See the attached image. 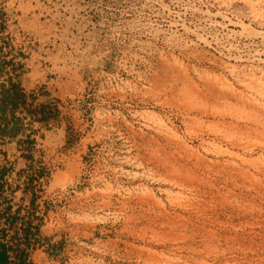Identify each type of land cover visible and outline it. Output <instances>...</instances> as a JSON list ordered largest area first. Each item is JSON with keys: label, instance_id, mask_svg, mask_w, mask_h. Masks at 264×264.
Returning <instances> with one entry per match:
<instances>
[{"label": "rangeland", "instance_id": "1", "mask_svg": "<svg viewBox=\"0 0 264 264\" xmlns=\"http://www.w3.org/2000/svg\"><path fill=\"white\" fill-rule=\"evenodd\" d=\"M2 23L1 68L32 49L59 82L54 148L41 87L0 140L37 264H264V0H0Z\"/></svg>", "mask_w": 264, "mask_h": 264}, {"label": "crops", "instance_id": "2", "mask_svg": "<svg viewBox=\"0 0 264 264\" xmlns=\"http://www.w3.org/2000/svg\"><path fill=\"white\" fill-rule=\"evenodd\" d=\"M7 35H9V28H5L3 23L0 24V39H6L5 37ZM29 51H32V54H29V57L25 59V71L11 80L0 81V135L4 139L15 138L19 136L23 130L22 103L18 100L13 105L9 101L13 96L11 85L13 84L15 86L16 92L20 97L23 96L25 100L28 99L31 93L34 94V92L41 87L42 93L34 94L35 96L32 99L33 106L39 109L49 106L50 102L53 100V94L57 89L55 84L59 83L58 80L47 77L42 54H34V50L32 49H29ZM0 70H2L1 62ZM51 124L52 119H47L32 125V128L35 129L37 136L39 134L40 141L42 142V144H37V151L40 152V154L42 152L45 154V151L50 149L49 147H55V144L52 142L53 133H50V131L46 129L47 125ZM57 128L60 127L57 125ZM36 246L30 250V260L32 264H37L34 259L36 255Z\"/></svg>", "mask_w": 264, "mask_h": 264}, {"label": "trees", "instance_id": "3", "mask_svg": "<svg viewBox=\"0 0 264 264\" xmlns=\"http://www.w3.org/2000/svg\"><path fill=\"white\" fill-rule=\"evenodd\" d=\"M12 97L9 100L13 105L20 100L22 105L25 104V98L20 97L15 90V86L11 85ZM48 107L40 108V112L36 114L41 115L38 118L39 121L47 120L45 110ZM34 141V140H31ZM5 173V168L0 169V180ZM2 183L0 182V192L2 190ZM19 210L12 213L9 207L0 210V218L9 214L3 225L0 223V264H32L30 260V250L36 246L39 239L40 224H34L33 222L27 223L18 218ZM13 229L15 232L7 237V231Z\"/></svg>", "mask_w": 264, "mask_h": 264}, {"label": "built area", "instance_id": "4", "mask_svg": "<svg viewBox=\"0 0 264 264\" xmlns=\"http://www.w3.org/2000/svg\"><path fill=\"white\" fill-rule=\"evenodd\" d=\"M7 66H8V64L5 65L2 70H0V81L1 80H8V79L11 80L13 78V75H16V70L10 69L11 67L10 66L7 67ZM26 106L24 109L30 115V113L27 111ZM29 115H27V117H29ZM35 115L36 114H31L32 118L37 119V121H38L39 114H37V116H35ZM1 139H2V137L0 135V140ZM5 157L6 156H4V153L0 149V169L5 168V173L0 180V182L3 185L2 190L0 192V210L4 209L6 207H9L10 212L13 213L17 207L15 208V206H14V204H12V202H9V204L7 202V201H9V197H10L9 195L12 192V188L9 186V183H8V178L10 175L15 174L17 171L15 170V167L11 164V162L6 161ZM1 160H3V162H1ZM8 215L9 214H6L5 217L0 218V223L2 225H3V222L5 221V219ZM3 226L6 227L5 224Z\"/></svg>", "mask_w": 264, "mask_h": 264}, {"label": "bare ground", "instance_id": "5", "mask_svg": "<svg viewBox=\"0 0 264 264\" xmlns=\"http://www.w3.org/2000/svg\"><path fill=\"white\" fill-rule=\"evenodd\" d=\"M12 64V63H11ZM19 64V63H18ZM16 77V76H15Z\"/></svg>", "mask_w": 264, "mask_h": 264}]
</instances>
